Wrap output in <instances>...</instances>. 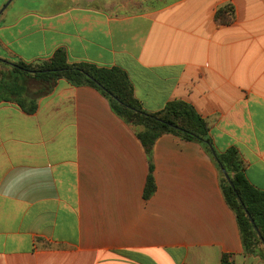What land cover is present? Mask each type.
<instances>
[{"label":"crops","instance_id":"1","mask_svg":"<svg viewBox=\"0 0 264 264\" xmlns=\"http://www.w3.org/2000/svg\"><path fill=\"white\" fill-rule=\"evenodd\" d=\"M227 5L235 20L219 25ZM58 50L127 72L148 112L192 104L264 190V0H0V82L26 88L0 95V264H264L201 144L162 136L145 199V148L105 96L14 71Z\"/></svg>","mask_w":264,"mask_h":264},{"label":"trees","instance_id":"2","mask_svg":"<svg viewBox=\"0 0 264 264\" xmlns=\"http://www.w3.org/2000/svg\"><path fill=\"white\" fill-rule=\"evenodd\" d=\"M234 20L233 5L222 7L216 12L215 21L219 25H230ZM14 71L47 83L65 79L73 87H92L105 96L113 112L134 129L145 148L149 159L145 199H149L156 192L152 157L153 148L162 136L174 135L183 141L201 144L213 157L220 170L221 188L227 205L237 217L245 251L253 255L260 254L259 246L264 243V190L252 185L247 178L245 162L237 149L231 148L222 153L216 150L210 136L209 122L192 104L174 100L159 112H148L135 97L134 87L127 72L118 67L104 68L88 63L71 64L64 50L56 51L51 59L42 63L17 62ZM5 91L22 95L26 88L19 87L13 82H0V95ZM17 103L28 113L37 110L36 104L28 105L26 101ZM212 148L216 152V159ZM223 170L228 173L233 185L226 179ZM252 220L255 221V225L252 224ZM255 226L262 237H259ZM260 255L263 257V254ZM226 260L224 257L223 264H226Z\"/></svg>","mask_w":264,"mask_h":264},{"label":"rangeland","instance_id":"3","mask_svg":"<svg viewBox=\"0 0 264 264\" xmlns=\"http://www.w3.org/2000/svg\"><path fill=\"white\" fill-rule=\"evenodd\" d=\"M147 4H150V3L148 2ZM154 4L155 5H157V4L160 5L161 3H154ZM5 83H7V81H5ZM26 84H27V86L29 88L30 93H32V94H34L39 88V84L35 80H27ZM258 253L263 254V257H264V243H263V245L259 246V252Z\"/></svg>","mask_w":264,"mask_h":264},{"label":"water","instance_id":"4","mask_svg":"<svg viewBox=\"0 0 264 264\" xmlns=\"http://www.w3.org/2000/svg\"><path fill=\"white\" fill-rule=\"evenodd\" d=\"M6 6H7V5H6ZM212 153H213V156H214L215 159H216V158H217V155H216V152L213 150V148H212ZM223 172H224V174H225L226 179L230 182L231 185H233L232 182H231V179H230V177H229V175H228V173H227L225 170H223ZM252 224L255 225V221H254V220H252ZM255 229L257 230V232H258V234H259V237H262V235H261L259 229H258L256 226H255Z\"/></svg>","mask_w":264,"mask_h":264}]
</instances>
